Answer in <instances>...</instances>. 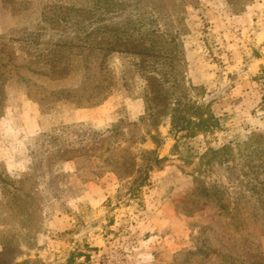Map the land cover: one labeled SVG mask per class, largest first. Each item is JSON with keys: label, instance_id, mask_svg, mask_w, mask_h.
<instances>
[{"label": "rangeland", "instance_id": "obj_1", "mask_svg": "<svg viewBox=\"0 0 264 264\" xmlns=\"http://www.w3.org/2000/svg\"><path fill=\"white\" fill-rule=\"evenodd\" d=\"M48 1L0 0V35L42 19ZM52 1L61 10L54 18L83 25L100 17L91 7L107 10L87 31L64 37L108 41L105 64L118 82L95 106L37 98L22 79L26 69L9 72L11 52L23 64L34 49L0 38V264H66L70 255L71 264H264V0ZM51 37L60 38L40 36L43 44ZM147 46L155 75L171 73L162 84L211 116L192 134L174 132L165 114L154 115L155 126L143 119V64L131 52ZM76 51L77 73L96 69ZM77 124H117L129 152L156 149L164 162L131 192L130 180L100 163L84 167L82 159L77 170L59 161L56 147H37L39 133Z\"/></svg>", "mask_w": 264, "mask_h": 264}, {"label": "trees", "instance_id": "obj_2", "mask_svg": "<svg viewBox=\"0 0 264 264\" xmlns=\"http://www.w3.org/2000/svg\"><path fill=\"white\" fill-rule=\"evenodd\" d=\"M57 7L52 0H49L48 4L43 7L41 15L44 16L42 19L30 26L29 24L16 26L5 35H0V38L9 36L10 41H16L26 48L34 49L32 54L26 57L23 64L16 62L18 56L15 52H11L10 60L14 59V63L11 64L9 72L11 73L13 69L14 72L21 75L20 70L26 69L29 76H22V79L25 80L24 84L27 91L37 98L42 99L48 96L53 99L54 103L68 102L77 107L98 105L116 90L115 86L118 82V79L113 77L105 64L107 52H104V49L107 50L108 48L104 45L108 41L79 39L78 42H73L65 39L64 36L87 31L91 25L105 17L107 10L102 9L101 5L91 7V13L100 17L87 25H83L68 20L65 15L54 18L52 14L61 12ZM72 9L65 8L64 13L75 11ZM86 12L92 16L88 8ZM102 27V25H98L93 30H100ZM18 32L20 34L15 36V33ZM43 33H56L59 34L60 38L53 40L51 37L43 44L40 38ZM12 34L14 36L10 37ZM133 45L134 43L131 42L130 46ZM3 47L5 46L3 45ZM0 48L2 49V47ZM73 49L77 50L76 57H80L82 61L88 59L85 66H95L96 69L85 67L77 73L76 67L71 66L70 62ZM142 49L131 53L136 54V57H139L143 64L136 71L139 77L145 81L144 84L140 85L141 95L145 101L143 119L149 117L153 120L152 126H155L157 121H155L154 115L165 114L169 118L174 132L184 131L187 134H192L193 130L206 125L211 116H205L203 111L205 106L194 102L190 103V101L188 103L183 102L181 98H185V94H175L174 85H163V82L169 81L171 73L165 71L156 76L155 74L159 72L156 71L154 64L145 60V57H154L152 47L147 46L146 50ZM73 74H78L80 79L77 80L78 82H70L66 85ZM49 79L55 80L58 86L54 89L46 87V81ZM119 80H122V86L130 91L131 85L126 84L124 72L122 76L120 75ZM118 127L119 125L116 124L110 129L96 130L84 124L61 125L50 132L39 133L36 145L38 148H44L43 153L49 150L50 145L56 147L55 156L59 161H73L77 165V170H81L78 164L82 159V166L84 167L92 165V163H100L108 171L114 173L118 180H130V191L136 192L139 187L149 181L151 173L161 167L164 158L159 157L156 149H144L140 150V153L129 152L126 147L122 146V142L128 140L123 137L121 130L117 129ZM121 152L127 155H116ZM81 173L84 174V171ZM72 260L73 255H70L66 264H71Z\"/></svg>", "mask_w": 264, "mask_h": 264}, {"label": "crops", "instance_id": "obj_3", "mask_svg": "<svg viewBox=\"0 0 264 264\" xmlns=\"http://www.w3.org/2000/svg\"><path fill=\"white\" fill-rule=\"evenodd\" d=\"M98 188H99V190L101 191V193L104 194L103 191H105V189H104L103 187H101V186L98 187ZM103 197H104V195H103ZM90 198H91L90 195L88 196V193H87V199H88V201H91ZM102 200H103V198H102ZM102 200H101V201H102ZM101 201H100V202H101ZM161 202H162V205H161L162 208H165L167 212L170 211L171 197H170V198H168V197L162 198Z\"/></svg>", "mask_w": 264, "mask_h": 264}]
</instances>
